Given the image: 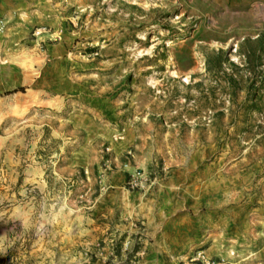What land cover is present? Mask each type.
<instances>
[{"label":"rangeland","instance_id":"374dc122","mask_svg":"<svg viewBox=\"0 0 264 264\" xmlns=\"http://www.w3.org/2000/svg\"><path fill=\"white\" fill-rule=\"evenodd\" d=\"M0 264H264V0H0Z\"/></svg>","mask_w":264,"mask_h":264}]
</instances>
